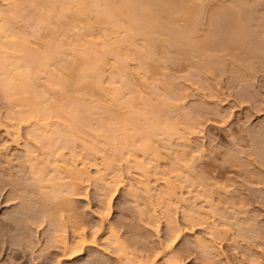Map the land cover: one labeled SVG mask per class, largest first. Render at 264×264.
Segmentation results:
<instances>
[{
    "label": "rangeland",
    "instance_id": "rangeland-1",
    "mask_svg": "<svg viewBox=\"0 0 264 264\" xmlns=\"http://www.w3.org/2000/svg\"><path fill=\"white\" fill-rule=\"evenodd\" d=\"M196 1L197 5L205 4L199 39L207 34L218 36L215 31L221 29L227 7L240 1L247 6V13L254 14L248 20L251 31L262 37L263 30L259 31L258 25H264V0ZM28 13L18 19L16 30L23 31L34 44L41 43L38 37L45 36V32H40L41 25L37 23L40 19L29 18ZM249 33L248 30L239 38L237 45L219 35L222 42L218 49L204 47L214 55L209 68L176 54L174 48H166L156 56V68L151 73H146L137 62L131 64V79L127 78L135 85L134 94L147 99L144 98L145 108L157 105L164 93H170L164 90L172 91L169 98L181 100L180 108L161 114L164 124L170 122L177 135L191 142L188 158L192 166L184 172L189 182H177L187 202H174L172 229L168 227L162 202L166 175L169 172L175 175L174 153L161 149V158L157 164H151L153 199L142 191H138L137 197L132 196L126 187H119L112 196L109 193L108 199L107 189L98 188L92 178L70 196L73 208L65 209L57 199L49 207L54 216L44 217L39 203L45 197L36 190L35 194L32 187L25 188L32 178L20 165L29 130L20 127L18 145L11 143L13 137L1 130L0 264H93L94 261L119 264L114 248L106 244L109 225L126 251L137 260L136 264L141 257H145L147 264H167L170 255L182 264H264V54L251 49L254 35ZM11 109L0 86V118L4 122ZM103 116L97 115V121L91 123L108 124L109 116ZM178 137L174 136V143H179ZM34 150L39 155L36 147ZM62 152L64 158L71 157L70 150ZM133 171L130 179L138 180L140 171ZM92 172L96 174L94 169ZM107 209L109 221L104 229L101 214ZM53 221L62 231L51 239L56 228L51 224ZM82 231L89 240L95 239L96 244L88 245L78 256L74 253L75 235ZM64 237L71 243L69 250L62 246ZM168 244L172 245L170 254L164 251Z\"/></svg>",
    "mask_w": 264,
    "mask_h": 264
},
{
    "label": "bare ground",
    "instance_id": "bare-ground-1",
    "mask_svg": "<svg viewBox=\"0 0 264 264\" xmlns=\"http://www.w3.org/2000/svg\"><path fill=\"white\" fill-rule=\"evenodd\" d=\"M195 1H1L0 86L12 109L5 122L0 118V136L4 130L6 135L13 137L11 143L18 145L20 127L29 130L24 143L26 153L20 165L32 178L31 184L24 187H32L33 192L36 190L45 197L39 203L44 217L54 216L49 207L50 202L57 199L65 209L73 208L70 196L80 191L90 179L93 181L92 178L100 186L98 188L107 189L108 199L109 193L113 194L119 187H126L132 196L137 197L138 191H142L153 199L149 180L154 173L151 164H157L163 149L174 153L176 161L175 175L172 172L166 175L162 202L168 227L174 228L173 204L175 201L187 202L177 182H189L184 172L192 166L188 158L191 142L189 138L177 135L170 122L164 124L161 114L171 108H180L181 100L169 98L172 91L164 90L170 93H164L157 105L145 108L147 99L139 93L134 94L137 90L128 79L131 64L137 62L146 73H151L156 68V56L174 48L176 54L209 68L214 55L203 48L218 49L222 42L219 35L237 45L248 30L250 35L255 34L248 21L254 14L247 13V6L240 1L227 7L226 17L221 19L222 27L215 31L219 32L218 36L207 34L199 39L197 35L205 21V4L197 5ZM26 10L29 18L40 19L37 22L41 25L40 32H45V36H41L43 39L37 36L42 41L38 42L40 44H34L23 31L16 30L15 25L19 18H24ZM258 29L263 30V35H254V40L250 41L254 46L251 49L263 55L264 25L259 24ZM99 114L109 116L106 119L109 123H91L94 119L97 121ZM174 136H179V143L173 142ZM64 149L70 150V160L64 158ZM40 150L45 151L42 157H52L51 160L41 158ZM133 170L140 171L141 179L138 175L137 180L134 175L136 180H133L139 181L138 185L131 180ZM126 177L131 182H127ZM101 215L104 228L109 221V209ZM51 224L56 226L54 221ZM59 228L61 226H56L51 239L60 236L56 235L62 231ZM108 228L106 244L114 248L119 264H136L137 260L126 251L113 228L110 225ZM84 233L75 235L74 253L78 256L88 245L96 244L95 239L89 240ZM61 243L65 250L71 249L66 237ZM164 251L170 254L172 245H166ZM175 258L170 255L167 264H182ZM144 259L141 257L139 264H147Z\"/></svg>",
    "mask_w": 264,
    "mask_h": 264
},
{
    "label": "snow or ice",
    "instance_id": "snow-or-ice-1",
    "mask_svg": "<svg viewBox=\"0 0 264 264\" xmlns=\"http://www.w3.org/2000/svg\"><path fill=\"white\" fill-rule=\"evenodd\" d=\"M93 264H99V262L98 261H94Z\"/></svg>",
    "mask_w": 264,
    "mask_h": 264
}]
</instances>
